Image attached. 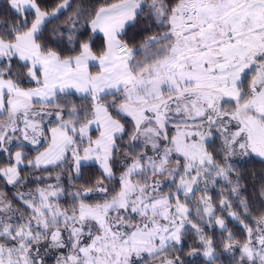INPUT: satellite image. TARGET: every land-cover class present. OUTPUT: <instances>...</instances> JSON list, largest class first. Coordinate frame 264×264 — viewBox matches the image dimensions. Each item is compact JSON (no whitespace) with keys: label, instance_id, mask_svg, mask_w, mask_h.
<instances>
[{"label":"snow or ice","instance_id":"snow-or-ice-1","mask_svg":"<svg viewBox=\"0 0 264 264\" xmlns=\"http://www.w3.org/2000/svg\"><path fill=\"white\" fill-rule=\"evenodd\" d=\"M71 7V0L51 11L40 0H6L0 153L8 160L0 179L16 188L28 182L21 165L37 171L67 165L72 181L90 160L99 177L69 192L59 173L55 183L45 182L51 174L34 175L38 186L15 194L20 207L0 192V264H46L49 254L55 264H185L173 253L183 251L189 232L199 243L187 256L217 264V244L204 231L213 226L227 233L221 246L233 253L234 264H264V210L252 216L234 163L252 154L264 158V0H116L92 11L80 7L65 27L49 32L66 42L72 54L65 56L47 47L44 33ZM142 14L163 31L133 49L121 36ZM98 32L103 47L94 51ZM137 52L143 59H135ZM14 60L37 87H21L25 74L13 75ZM72 90L90 100L86 108L56 102ZM46 116L56 118L50 141L41 126ZM216 139L214 154L209 148ZM25 142L47 147H37L25 163ZM12 146L20 150L13 154ZM116 165L118 190L108 186L117 181ZM259 195L264 199V184ZM64 196L70 207H61ZM225 213L242 227L243 241L229 231Z\"/></svg>","mask_w":264,"mask_h":264},{"label":"trees","instance_id":"trees-1","mask_svg":"<svg viewBox=\"0 0 264 264\" xmlns=\"http://www.w3.org/2000/svg\"><path fill=\"white\" fill-rule=\"evenodd\" d=\"M105 2L113 3V2H116V0H71L72 7L65 10L62 14H60L58 19H53L52 22L48 25V30L44 33L47 47L60 51L65 56L71 55L72 53L69 52L68 47L66 46V42L61 43L58 37L49 35L50 30L53 27H57V26L61 28L65 27V21L68 18V16L72 15L75 11H77L78 8L83 7L87 11H92L98 8L100 5L104 4ZM40 3L42 7L51 11L56 7L57 4L62 3V0H40ZM4 15H6V0H0V20L3 19ZM159 30L161 29H158L157 26H154V24L151 23L150 21L146 22L144 15L142 14L138 18L135 24L130 23L129 25L126 26L125 32L124 34H122L121 39L127 42L130 47L137 49L138 48L136 47L137 44L142 45L146 39L153 36ZM88 34H89L88 32H84V35L81 37V39L87 38ZM102 47H103V38L100 35L95 34V37L93 40L94 51H99L102 49ZM140 54L141 52H137L136 56H140ZM20 67H21L20 64L16 60H14L12 64L14 76L17 73H19L17 68L20 69ZM36 85L37 84L34 81H31L24 76L21 77L22 87H34ZM109 98L112 99L111 96H109L108 99ZM89 103H90V100L85 99V96L75 98V104L78 105L79 107L86 108L89 105ZM89 134L91 135L93 139L95 137V136L93 137V135L97 134V131L92 130ZM83 146H86V144ZM15 149H18V148L15 147ZM213 149H216L217 151L219 149L217 140L215 141V144L213 145V147H210L209 149L210 151L212 150V152L215 154L216 151H214ZM26 151H27L25 153L26 159L32 158L35 151L32 148ZM82 154L83 153H81V155ZM7 160H8V156L6 155V153L5 155L3 153H0V167L6 166ZM69 163H70V159H69ZM234 163L236 164V167L243 174L242 184L246 187V195L249 197L251 201L252 216L255 217L259 215L261 210H264V199H262L259 195V189L261 185L264 184V163H262L261 161L239 162L235 160H234ZM20 167H21V176L28 178V182L26 184H23V185H20L14 188L12 185H7L4 179H0V185L3 188V192L6 193L7 197L13 201L14 207L21 206L19 200L15 198V194L17 191L26 193L30 190H33V187L34 186L36 187L38 185L35 179H33V176L36 173H39L38 175L43 176V177L46 176L45 172L47 171H50L53 173L54 172L60 173L64 175L60 183L69 192L74 190L71 185H74L75 187L79 188L85 185L86 182L95 183L96 179L99 177V166L95 162L82 163V169H81L82 175L78 179H73L72 181H69V175L74 176L75 173L67 165L63 166V170L55 166H48L46 171H37L33 168L25 167L24 165ZM43 184L44 183H40L39 185H43ZM108 186L110 188L115 187L116 189H118V181H113V183L109 184ZM210 194L218 202V198L216 197L215 192H211ZM200 195L201 193L197 192L195 196L193 197L192 203H194L195 199L198 198ZM89 202H95V200L90 199ZM59 203L61 207H70L72 201L70 197L64 196V197H61ZM218 214L221 215V213L219 212L217 213V215ZM223 215L226 219L228 229L234 234L235 239L239 241H243L245 238V232L243 231L240 224L228 218L226 216V213ZM252 222L253 221L250 219L249 223H252ZM204 231L206 235L212 238L213 241L217 244V252L219 256V261L217 262V264H234L233 253L224 252L221 246V242L223 241L224 237L227 236V233L226 232L222 233L221 229L217 228L216 226L205 227ZM193 237H194V233H191V232L186 233L183 246H182L183 251L180 253H173V255L179 254L181 256V259L185 261V264H206V258H204L202 255L196 256V257L187 256V253L189 252V250L193 246L198 245L199 243L198 238H193ZM234 255L236 259H238L239 252L237 251ZM147 262L146 264H157V261L155 260L153 261L148 260Z\"/></svg>","mask_w":264,"mask_h":264},{"label":"crops","instance_id":"crops-1","mask_svg":"<svg viewBox=\"0 0 264 264\" xmlns=\"http://www.w3.org/2000/svg\"><path fill=\"white\" fill-rule=\"evenodd\" d=\"M127 26V25H126ZM154 26H156L155 24H154ZM96 34H98V35H100L102 38H103V34L102 33H96ZM149 51H155V48H150L149 49ZM143 57H144V53L143 52H141V54H140V56H135V59H137V60H141V59H143ZM18 62V61H17ZM20 65H21V63L22 62H18ZM29 64H30V62H29ZM96 66H97V68H96ZM19 67V66H18ZM17 70H18V72L19 73H24L25 75H24V77H26L27 78V76H26V73H27V68H21L20 67V69L19 68H17ZM89 71L94 75L96 72H98L99 71V67H98V65H96L94 62L93 63H91L90 64V66H89ZM38 85H36V86H34V87H24V88H35V87H37ZM22 87V86H21ZM85 96V94H83V93H77V92H75V90H72L71 91V94H69V95H67V96H65V95H63V94H60L59 96H58V98H57V103H62V104H64L65 105V108L66 109H68V108H71V107H73V106H75L76 108H78V109H83V108H85V107H79L78 105H76L75 104V98H77V97H84ZM110 99V98H109ZM37 107H39V106H37ZM49 111H52L53 109H51V108H49L48 109ZM6 117H1V119L0 120H2V119H5ZM42 127H44L45 128V134H46V136L49 138V141H50V135H51V133H50V131H48V129H50L51 127H55L56 126V118L54 117V116H52V117H45L44 118V121H43V123H42V125H41ZM92 130H95V125H93V128H92ZM170 134H171V129H170ZM99 135V133L97 132V134H95V135H93V139H95L97 136ZM127 139V138H126ZM126 139H125V143H126ZM216 140H218L219 141V144H220V140L219 139H216ZM120 141H118V143H119ZM15 143H18V141H14V144ZM37 147H39V151H43L44 150V148L45 147H47V143H43V146H35V145H31V144H28L27 142H25V147H24V149H23V151H25V150H29V149H33L34 151H35V153H34V155L33 156H36L37 154H38V152H37ZM13 149H15V146H12V150ZM5 155V154H4ZM6 155L8 156V154L6 153ZM255 155V154H254ZM256 156V155H255ZM256 157H258V156H256ZM250 158V156H248V157H246V160L247 159H249ZM90 161H94V160H90ZM235 161H238V160H235ZM239 162H243V161H239ZM47 172H50V171H47ZM47 172H45V177H47L48 176V173ZM51 174H55V176H56V174L57 173H53V172H50Z\"/></svg>","mask_w":264,"mask_h":264},{"label":"rangeland","instance_id":"rangeland-1","mask_svg":"<svg viewBox=\"0 0 264 264\" xmlns=\"http://www.w3.org/2000/svg\"><path fill=\"white\" fill-rule=\"evenodd\" d=\"M162 29L161 30H159V31H157L154 35H160V34H162ZM153 35V36H154ZM142 45L141 44H137L136 45V47H138L137 49H139L140 47H141ZM134 49V48H133ZM250 78H251V76L249 75L248 76V78L246 79V82L245 83H247V80H250ZM128 127H130V125L128 126ZM125 139H126V137H125ZM210 149V148H209ZM18 149H15V150H12V153L14 154L15 153V151H17ZM214 151H217L216 149H213ZM210 151V150H209ZM212 151V150H211ZM27 151L25 150L24 151V153H26ZM3 154H5V153H3ZM70 155V154H69ZM35 158V156H32V158H28V159H26L25 160V163H27V160H32V159H34ZM234 160H238V161H246V157H236V158H234ZM89 162H95V161H82V163H89ZM96 163V162H95ZM7 166V165H6ZM22 166V165H21ZM41 167H44L43 165L41 166ZM114 171L116 172V176H117V181H118V177H119V174H120V167H119V165H116L115 167H114ZM43 173V172H42ZM39 173H36L35 175L36 176H40V175H38ZM49 174H51L50 172H48V177H49ZM60 174V173H59ZM61 175V177L63 178V176L64 175H62V174H60ZM55 182V174H51V179H46V183H54ZM38 186V185H37ZM36 186V187H37ZM40 187H43L44 186V184L43 185H39ZM35 186L33 187V189H35L36 188ZM118 189H119V184H118ZM117 189V190H118ZM165 191H167V189H165ZM173 191H174V189H173ZM0 192H3V188L1 187V185H0ZM4 193V192H3ZM183 199V198H182ZM219 215V214H218ZM226 216H227V214H226ZM217 228H219V226H216ZM220 229V228H219ZM217 255H218V252H217ZM238 258H239V255H238ZM150 261H153V260H150ZM147 262V261H146ZM148 263V262H147ZM46 264H55V262H54V258H53V256L51 255V254H49V256H48V258H47V261H46Z\"/></svg>","mask_w":264,"mask_h":264},{"label":"flooded vegetation","instance_id":"flooded-vegetation-1","mask_svg":"<svg viewBox=\"0 0 264 264\" xmlns=\"http://www.w3.org/2000/svg\"><path fill=\"white\" fill-rule=\"evenodd\" d=\"M217 141H218V140H217ZM218 145H220V144H219V141H218ZM246 161H247V162H250V161H261L262 163H264V158L256 157L254 154H252V155L250 156V158L247 159Z\"/></svg>","mask_w":264,"mask_h":264}]
</instances>
